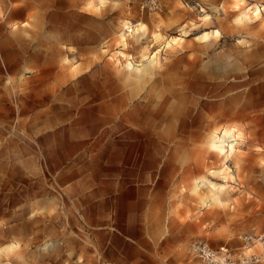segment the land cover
I'll return each mask as SVG.
<instances>
[{
	"label": "rangeland",
	"instance_id": "rangeland-1",
	"mask_svg": "<svg viewBox=\"0 0 264 264\" xmlns=\"http://www.w3.org/2000/svg\"><path fill=\"white\" fill-rule=\"evenodd\" d=\"M160 2L0 0V258L204 264L264 231V0Z\"/></svg>",
	"mask_w": 264,
	"mask_h": 264
},
{
	"label": "built area",
	"instance_id": "built-area-1",
	"mask_svg": "<svg viewBox=\"0 0 264 264\" xmlns=\"http://www.w3.org/2000/svg\"><path fill=\"white\" fill-rule=\"evenodd\" d=\"M138 7L141 12H160L162 10L160 0H138ZM248 8L252 14L264 11V5L260 3ZM241 239L242 245L235 253H232L226 246L213 249L202 240L195 241L192 244V250L203 256L204 264L264 263V231L246 233L241 236ZM253 248L255 250H252Z\"/></svg>",
	"mask_w": 264,
	"mask_h": 264
},
{
	"label": "crops",
	"instance_id": "crops-1",
	"mask_svg": "<svg viewBox=\"0 0 264 264\" xmlns=\"http://www.w3.org/2000/svg\"><path fill=\"white\" fill-rule=\"evenodd\" d=\"M244 1H246V0H244ZM262 4V5H264V2H257V3H250L249 4V6H252V7H254L255 5H257V4ZM248 6V7H249ZM246 10H249V8H247ZM249 12H250V10H249ZM264 13V11L263 12H261V13H258V14H252V13H250V14H252V16H256V17H259V15H262ZM242 18H246V19H248L249 18V15H246V13L244 14H241V16L240 17H238V20H241ZM213 31H215V30H213ZM208 33H209V31H207ZM206 32V33H207ZM209 40V39H208ZM255 80H260V82H259V84L257 85V89H258V93H257V98H256V104L254 105V106H252V108H256V111H258V112H264V67H262V68H260V69H258L256 72H253L252 74H251V82H254ZM252 102H253V100H252ZM262 114H258V116H261ZM77 130L76 129H73V130H67V134H69V136L67 137V139L68 138H70V136H75V135H77V136H80V135H82V132H80V131H78V132H76ZM129 131V130H128ZM77 133V134H76ZM84 133V132H83ZM84 135L85 136H89V135H86V133H84ZM76 138H78V139H81V138H85V137H71V139H76ZM259 139V138H258ZM78 142H84V141H78ZM102 141H99V139H96L95 141L93 140L91 143L92 144H99V143H101ZM259 143V142H258ZM262 143H264V139H262ZM75 145V144H74ZM80 145H82V144H80ZM71 146H73V145H71ZM84 146H88V147H91V146H93V145H89V144H87V145H84ZM259 146V145H258ZM71 152H75V150H73V151H71ZM79 153V152H78ZM83 153L86 155V157H87V159L86 160H84V162H83V166H90L91 164H92V159H93V156H92V154H91V151L89 150V149H87L86 151H83ZM80 159V157L79 158H76L75 160H72L71 161V163L69 164V165H71V166H75V165H77V160H79ZM246 234V233H245ZM244 235V234H243ZM242 236V235H241ZM134 240V242H135V244L136 245H141L142 244V242H144L142 239H133ZM141 259V258H140ZM12 261V260H11ZM130 262H135V260H133V261H130ZM12 264L11 262H10V260H7V259H4V258H0V264ZM132 263H130V264H132ZM260 264H264V263H260Z\"/></svg>",
	"mask_w": 264,
	"mask_h": 264
},
{
	"label": "bare ground",
	"instance_id": "bare-ground-1",
	"mask_svg": "<svg viewBox=\"0 0 264 264\" xmlns=\"http://www.w3.org/2000/svg\"><path fill=\"white\" fill-rule=\"evenodd\" d=\"M255 14H258V13H255ZM216 34H218L217 31H214V32H211V33H208V32L206 33L205 32L204 39H209L211 36L216 35ZM152 61L153 60L151 58L148 63L151 64ZM129 64L131 66V63H129ZM233 132H234V130L230 129V128H223V129H220L218 132H214L213 135H212V139L210 141L209 146L212 149H214L217 152H219L220 154H225L226 153L225 152L227 150L226 147H229L228 149L231 150V152H232V150H234L235 144L237 143L236 136L234 135ZM219 133L221 135H219Z\"/></svg>",
	"mask_w": 264,
	"mask_h": 264
}]
</instances>
